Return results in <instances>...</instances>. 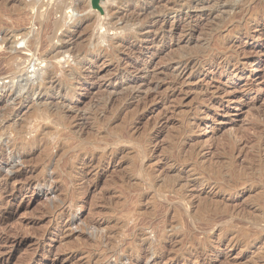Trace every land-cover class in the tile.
I'll return each instance as SVG.
<instances>
[{"label":"rangeland","instance_id":"rangeland-1","mask_svg":"<svg viewBox=\"0 0 264 264\" xmlns=\"http://www.w3.org/2000/svg\"><path fill=\"white\" fill-rule=\"evenodd\" d=\"M56 1L0 0V264H264V0Z\"/></svg>","mask_w":264,"mask_h":264},{"label":"bare ground","instance_id":"bare-ground-1","mask_svg":"<svg viewBox=\"0 0 264 264\" xmlns=\"http://www.w3.org/2000/svg\"><path fill=\"white\" fill-rule=\"evenodd\" d=\"M34 1V0H33ZM56 1V0H55ZM93 1V0H92ZM38 2V1H37ZM44 2V1H43ZM107 2V1H106ZM32 3V2H31ZM35 3H36V1H35ZM72 3V2H71ZM71 3L70 2H68V1H66V0H57L54 4H52V7L50 8V9H48V11L45 13V14H47L46 16H48V15H50V17L52 16V14H55V13H58V12H61V13H63V12H65L66 11V13H71V11H72V9H71ZM113 3V2H112ZM22 4V3H21ZM42 4V3H41ZM73 4V3H72ZM114 4V3H113ZM17 6H20V5H17ZM48 7V6H47ZM101 7V6H100ZM49 8V7H48ZM3 9V8H2ZM65 9V10H64ZM7 11V10H6ZM43 11V10H42ZM87 11V10H86ZM100 11V10H99ZM8 12V11H7ZM42 13V12H41ZM1 14V13H0ZM81 14V13H80ZM8 15V14H7ZM13 15V14H12ZM11 15V16H12ZM62 15H64V14H62ZM67 15V14H66ZM10 16V17H11ZM42 16V15H41ZM58 16V15H57ZM70 16V15H69ZM72 16V15H71ZM36 17V16H35ZM63 17V16H62ZM43 18V17H42ZM64 18V17H63ZM40 19H41V17H40ZM51 19V18H50ZM19 20V19H18ZM43 21H44V19H42V23H43ZM59 21V20H58ZM53 22L54 21H52V24H53ZM99 22V21H98ZM2 23V22H1ZM15 23V22H14ZM45 23H46V21H45ZM59 23V22H58ZM58 23H57V20H56V26H58ZM64 23H65V21H64ZM16 24V23H15ZM44 24V23H43ZM49 24H51V21H50V23ZM49 24L47 25V26H49ZM52 24L49 26V27H52ZM60 24H61V26L63 25L62 24V19H61V22H60ZM14 25V24H13ZM16 26V25H15ZM43 26H45V24L43 25ZM6 28V27H5ZM55 26L54 27H52V29L53 30H55ZM60 27H58V29H59ZM50 30H46V28H45V30H46V32L47 31H51V28H49ZM62 29V28H61ZM39 30H40V28H39ZM42 30V29H41ZM107 30V29H106ZM57 31V30H56ZM18 32V31H17ZM45 32V34H47ZM16 33V32H15ZM19 33V32H18ZM17 33V34H18ZM35 33V32H34ZM42 33V32H41ZM52 34H53V32H51ZM43 34V33H42ZM44 34V35H45ZM50 34V33H49ZM52 34H50L51 36H52ZM29 35V34H28ZM44 35H42V36H44ZM48 35V34H47ZM50 35H49V37H50ZM54 35V34H53ZM7 36V35H6ZM18 36V35H17ZM3 37V36H2ZM27 38L26 37V34L25 35H23L22 34V38L20 39L21 40V42L23 41L25 44H26V47H27V49L26 50H30V51H33V50H35V51H37V50H40V49H43V48H40V31H38L35 35H34V37L31 39V40H28L27 42H25L26 41V39L25 38ZM45 37H46V35H45ZM51 38V37H50ZM50 38H49V42L51 43V41H50ZM12 39V38H11ZM19 39V38H18ZM46 39H48L47 37L45 38V40ZM20 40L18 41V42H20ZM43 41V40H42ZM10 42V41H9ZM9 42H8V45H9ZM49 42H47V43H49ZM14 43H16V41H12V45L14 44ZM42 43H44V42H42ZM1 44V43H0ZM45 44V43H44ZM43 45V44H42ZM46 45V44H45ZM44 45V46H45ZM48 45V44H47ZM46 45V46H47ZM50 45V44H49ZM102 45V44H101ZM3 47V46H2ZM2 50V49H1ZM44 50V49H43ZM44 52V51H43ZM8 53V52H7ZM31 53V52H30ZM34 54H35V52H34ZM41 54V53H40ZM34 56V55H33ZM45 56V55H44ZM50 56V55H49ZM9 59H8V61H7V58H6V61H7V63H8V65H9V75H10V71H11V73H14V72H17L18 70H16V68H18V65L16 66V63L18 62H20L19 64H21V61H23L22 60V57H19V56H16V55H11V56H9L8 57ZM45 58H47V57H45ZM4 59V58H3ZM25 59V58H24ZM28 59V58H27ZM56 59H57V56H56ZM254 59V58H253ZM49 60V59H48ZM4 61V60H3ZM32 61V58H30L29 59V62H31ZM71 61V60H70ZM72 62V61H71ZM70 62V63H71ZM248 62V61H247ZM17 63V64H18ZM23 63H24V61H23ZM45 64V63H44ZM237 64V63H236ZM49 65H50V63H49ZM48 65V66H49ZM183 65V64H182ZM32 66H34V65H32ZM31 66V67H32ZM54 66H56V64L54 65ZM16 67V68H15ZM57 67V66H56ZM8 68V67H7ZM6 68V69H7ZM20 68L21 67H19V70H20ZM34 68V67H33ZM5 69V70H6ZM45 69V68H44ZM27 70V69H26ZM246 70V69H245ZM34 71V70H33ZM3 72V71H2ZM1 72V73H2ZM21 72V71H20ZM38 72H40V71H38ZM37 72V73H38ZM7 72L5 71V74H6ZM18 74L17 75H19V71L17 72ZM16 74V73H15ZM34 74H36V73H34ZM40 74V73H39ZM2 75V74H1ZM0 75V76H1ZM31 75V74H30ZM75 76V74H70L69 76H68V79L66 80V81H68V88H69V86H71V84H72V80L75 78L74 77ZM13 77H15L14 75H13ZM19 77V76H18ZM23 77V76H22ZM41 77V76H40ZM46 77H50V75H47ZM116 77V76H115ZM19 79V78H18ZM40 79V78H39ZM42 79H44V78H42ZM14 80V79H13ZM36 81V80H35ZM19 82V81H18ZM23 82V81H22ZM12 83V82H11ZM62 84H63V81H62ZM74 84V83H73ZM7 85V84H6ZM8 85H10V84H8ZM13 85V84H12ZM20 85V84H19ZM18 85V86H19ZM3 86V85H2ZM31 86V85H30ZM17 87V86H16ZM39 88V87H38ZM137 88V87H136ZM4 89H5V87H4ZM3 89V90H4ZM7 89V88H6ZM15 90V89H14ZM17 90V89H16ZM20 92H21V94L23 93L24 95H29L33 90L31 89V88H28L27 90L25 89V87L24 86H20L19 87V89H18ZM68 90V89H67ZM73 90V89H72ZM114 90V89H113ZM132 90V89H131ZM112 91V90H111ZM133 91V90H132ZM18 92V91H17ZM130 93V92H129ZM19 94V93H18ZM134 96V95H133ZM106 98H108V97H106ZM11 107V106H10ZM12 109V108H11ZM46 111V110H45ZM258 128V127H257ZM261 129V128H260ZM257 130V129H256ZM255 131V130H254ZM258 131V130H257ZM260 131V130H259ZM258 132H256V134H257ZM258 135H259V133H258ZM243 138V137H242ZM255 139H256V137H254ZM261 135L259 136V137H257V143H256V147L258 146V145H260V140H261ZM239 139V138H238ZM246 139H248V138H246ZM236 142V141H235ZM136 143V142H135ZM134 143V144H135ZM179 144V143H178ZM176 145V144H175ZM229 145V144H228ZM234 145V144H233ZM140 146V145H139ZM255 146V145H254ZM172 147V146H171ZM174 148V147H173ZM179 148V147H178ZM177 148V149H178ZM228 148V147H227ZM254 148V147H253ZM256 149V148H255ZM234 150V149H233ZM245 154V153H244ZM179 155V154H178ZM177 155V156H178ZM247 155V154H246ZM245 155V156H246ZM249 158H251V156H248ZM252 158H254V157H252ZM256 158V157H255ZM248 159V158H247ZM250 162H252V161H250ZM254 163V162H253ZM225 164V163H224ZM242 166V165H241ZM263 166V165H262ZM254 167V166H253ZM255 168H256V166H255ZM249 169V168H248ZM256 170V169H255ZM238 171V170H237ZM247 171V170H246ZM258 171V170H257ZM224 172V171H223ZM257 173V172H256ZM254 174V173H253ZM259 175V174H258ZM246 176V175H245ZM257 176V175H256ZM253 178H255L254 176H252ZM168 178V177H167ZM250 178V177H249ZM252 178V179H253ZM260 178V177H259ZM168 182V181H167ZM256 182V181H255ZM88 186V185H87ZM85 187V186H84ZM77 195H75V197H74V199H73V203L75 204V203H77V205L79 206V207H82V205H81V203L79 202V200H80V198L85 194V193H83V191H80L79 193H76ZM262 196V195H261ZM262 198V197H261ZM63 199V198H62ZM79 202V203H78ZM73 204V205H74ZM77 206V207H78ZM77 207H75V208H77ZM254 217V216H253ZM235 222V221H234ZM239 223V222H238ZM246 232H249V231H246Z\"/></svg>","mask_w":264,"mask_h":264},{"label":"water","instance_id":"water-1","mask_svg":"<svg viewBox=\"0 0 264 264\" xmlns=\"http://www.w3.org/2000/svg\"><path fill=\"white\" fill-rule=\"evenodd\" d=\"M99 0H93L94 4L96 5Z\"/></svg>","mask_w":264,"mask_h":264}]
</instances>
